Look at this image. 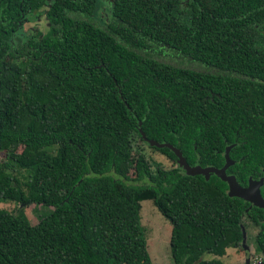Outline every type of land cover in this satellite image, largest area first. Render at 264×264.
<instances>
[{
	"label": "trees",
	"instance_id": "1",
	"mask_svg": "<svg viewBox=\"0 0 264 264\" xmlns=\"http://www.w3.org/2000/svg\"><path fill=\"white\" fill-rule=\"evenodd\" d=\"M44 5L0 0V201L51 208L32 224L23 208L0 207V264L145 258L144 199L171 223L173 264H221L242 238L246 203L214 173H154L136 142L216 168L231 146L246 164L233 127L258 145L264 120L252 124L247 105L264 96L234 73L264 55L251 44L264 39V0H114L106 21L97 0H53L45 35L15 37ZM134 151L130 177L119 168Z\"/></svg>",
	"mask_w": 264,
	"mask_h": 264
},
{
	"label": "rangeland",
	"instance_id": "2",
	"mask_svg": "<svg viewBox=\"0 0 264 264\" xmlns=\"http://www.w3.org/2000/svg\"><path fill=\"white\" fill-rule=\"evenodd\" d=\"M53 0H45V5L35 13L29 16L20 30L16 33L15 37L23 40L26 37L37 36L41 37L48 31V20L46 11ZM112 0H98L97 16L101 21H106L109 18ZM16 42V40H14ZM146 141L138 139L136 142V149L140 150L146 155L147 161L151 166L154 173H157L159 168L171 170L173 168L183 169V166L176 160L172 161L164 154H161ZM158 148V147H157ZM137 153L134 151L131 157L120 165V171L127 176H135V159ZM3 154H0V160ZM185 171V170H184ZM213 172H209V175ZM118 190L128 196V191L118 184ZM246 192V191H245ZM0 207L9 211H16L18 208H23L27 217L32 224H36L44 213L51 208H45L41 205L30 204L27 206H20L14 202L0 201ZM139 222L146 239V252L147 257L142 259L132 258L124 261L125 264H173L169 239L171 232V223L165 218L158 210L151 199H144L139 201ZM242 238L236 244L230 245L223 256L215 257L214 255L206 254L204 258H217L221 264H264V254L260 250L249 251L245 245L252 244L253 240L250 239L252 231H250L247 222L243 219L241 224Z\"/></svg>",
	"mask_w": 264,
	"mask_h": 264
},
{
	"label": "flooded vegetation",
	"instance_id": "3",
	"mask_svg": "<svg viewBox=\"0 0 264 264\" xmlns=\"http://www.w3.org/2000/svg\"><path fill=\"white\" fill-rule=\"evenodd\" d=\"M113 2L114 0H112V6ZM98 7L97 0V8L94 12L96 15H98ZM260 30L264 34V24L260 27ZM251 44L256 46L252 49L253 52H264V39L253 40ZM248 61L250 62L247 63V70L245 72L235 71L234 75L244 78L239 80L240 86L246 85L252 91L253 95L261 94L264 96V55L250 56L248 57ZM258 101L259 98L256 96L248 99L247 109L251 113V123L257 117L264 120V98H262L260 103ZM262 126L264 129V123ZM242 136L239 135L238 129L233 127V149H236L238 144L243 142L247 143L246 164H240L245 156H240L237 159L235 157L237 154H234L233 151V159L230 158L233 161L231 163L233 164V174L230 173L228 175H233L240 187L246 191L245 195L247 198H239L246 203V216L243 219L247 222L250 231H252L250 239L253 242L249 246L245 245V248L249 249V251L260 250L264 254V136L260 139L258 145L254 144V141L257 140L256 137L248 136L245 138ZM238 151L239 149L236 152ZM258 202H262L263 206L257 204Z\"/></svg>",
	"mask_w": 264,
	"mask_h": 264
},
{
	"label": "water",
	"instance_id": "4",
	"mask_svg": "<svg viewBox=\"0 0 264 264\" xmlns=\"http://www.w3.org/2000/svg\"><path fill=\"white\" fill-rule=\"evenodd\" d=\"M143 140H145L149 145L151 146H155L158 148H161L163 146H168L170 147L176 154L177 156V161L183 166L185 172L187 174L190 175H194V174H202L205 176V178H209V172H213L215 175H217L218 177H220L222 180L226 181L228 184V195L229 196H238V197H244L245 199L247 198V196L245 195V190H243L240 185L238 184V182L235 180V178L233 177V175H228L226 173V168L233 163V161L229 158V150L231 148V146H227L225 149V164L221 167V168H216L213 166H207V167H201L200 165H195V166H190L185 158L183 157L182 153L176 149L175 147H173L171 144L168 143H158L155 140H149L147 141L144 137L142 138ZM212 174V173H211ZM257 204L263 206L262 202H258Z\"/></svg>",
	"mask_w": 264,
	"mask_h": 264
}]
</instances>
